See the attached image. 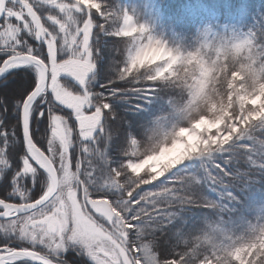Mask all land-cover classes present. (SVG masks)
<instances>
[{"label": "clouds", "instance_id": "clouds-1", "mask_svg": "<svg viewBox=\"0 0 264 264\" xmlns=\"http://www.w3.org/2000/svg\"><path fill=\"white\" fill-rule=\"evenodd\" d=\"M85 9L101 22L84 19L95 33L93 72L78 106L96 127L81 136L94 172L79 179L120 221V264H143L145 248L153 264H264V198L245 204L232 191L264 177V13L246 30L205 21L191 33L146 0H75L49 16L68 28ZM0 125L7 135L4 113ZM63 218L61 205L45 223ZM63 235L82 258L71 231ZM57 264L75 261L61 255Z\"/></svg>", "mask_w": 264, "mask_h": 264}, {"label": "snow or ice", "instance_id": "snow-or-ice-1", "mask_svg": "<svg viewBox=\"0 0 264 264\" xmlns=\"http://www.w3.org/2000/svg\"><path fill=\"white\" fill-rule=\"evenodd\" d=\"M74 3L52 0L45 6L43 0H0V76L18 68H31L35 73L17 100V126L22 130L17 167L13 168L9 156L17 133L9 129L7 135L0 136V149L8 158L0 160V264H57L61 255L66 257L70 252L63 243V234L68 231L72 245L86 257L78 264L121 262L120 221L110 208L95 202L102 197H91L79 179L94 172L81 136L86 129L96 127L93 118L78 106L83 104L81 94L93 72L95 33L85 26L84 19L91 15L98 25L100 17L85 9L78 23L62 28L49 16V12L64 16L65 5ZM67 18L71 19V12ZM54 37L56 44L52 46ZM60 47L67 54L61 53ZM37 60L42 63L37 64ZM61 93H67L63 103H49L54 94ZM5 111L6 106L0 108V113ZM40 121L45 122L42 131ZM105 155L97 149L99 158ZM46 161L54 166L51 170H46ZM61 205L63 221L55 226L46 224L47 214ZM141 259L143 264H153L149 248L144 249Z\"/></svg>", "mask_w": 264, "mask_h": 264}, {"label": "trees", "instance_id": "trees-1", "mask_svg": "<svg viewBox=\"0 0 264 264\" xmlns=\"http://www.w3.org/2000/svg\"><path fill=\"white\" fill-rule=\"evenodd\" d=\"M151 11L159 15L165 24L174 26L178 31L191 33L197 24L205 21H212L226 27L245 29L260 18L264 13V0H146ZM47 13L45 14L46 17ZM39 47V42H36ZM35 75L31 68H18L9 72L7 77L0 81V108L6 106L4 112L5 125L10 130L17 133L15 140L9 150L13 168L20 163L18 153L22 150L21 129L17 126L19 119L16 101L22 97L30 84V77ZM25 83L27 87L22 88ZM45 126L44 121H40V131ZM35 130V126H34ZM36 139H40L39 132ZM241 167H245L241 165ZM12 169L8 170L11 174ZM255 175V174H254ZM232 191L240 197L245 204L258 201L264 198V177H258L247 186L244 183H236ZM212 195H215L212 193ZM201 211L197 210L199 215ZM75 262L83 259L76 257L75 253L69 252L66 258Z\"/></svg>", "mask_w": 264, "mask_h": 264}, {"label": "water", "instance_id": "water-1", "mask_svg": "<svg viewBox=\"0 0 264 264\" xmlns=\"http://www.w3.org/2000/svg\"><path fill=\"white\" fill-rule=\"evenodd\" d=\"M8 73L4 76H0V81H2L3 79H5L7 77ZM21 134H22V130H21Z\"/></svg>", "mask_w": 264, "mask_h": 264}, {"label": "bare ground", "instance_id": "bare-ground-1", "mask_svg": "<svg viewBox=\"0 0 264 264\" xmlns=\"http://www.w3.org/2000/svg\"><path fill=\"white\" fill-rule=\"evenodd\" d=\"M23 87L22 88H24V87H27L28 85H27V83H25L24 85H22Z\"/></svg>", "mask_w": 264, "mask_h": 264}, {"label": "rangeland", "instance_id": "rangeland-1", "mask_svg": "<svg viewBox=\"0 0 264 264\" xmlns=\"http://www.w3.org/2000/svg\"><path fill=\"white\" fill-rule=\"evenodd\" d=\"M222 26H225V24H223Z\"/></svg>", "mask_w": 264, "mask_h": 264}]
</instances>
